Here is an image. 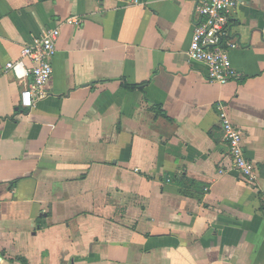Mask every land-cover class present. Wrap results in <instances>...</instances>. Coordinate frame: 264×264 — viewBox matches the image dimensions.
<instances>
[{"label":"crops","instance_id":"1","mask_svg":"<svg viewBox=\"0 0 264 264\" xmlns=\"http://www.w3.org/2000/svg\"><path fill=\"white\" fill-rule=\"evenodd\" d=\"M236 1L221 85L186 54L192 0H0V264H264V0ZM55 27L48 95L23 108L5 64Z\"/></svg>","mask_w":264,"mask_h":264},{"label":"built area","instance_id":"2","mask_svg":"<svg viewBox=\"0 0 264 264\" xmlns=\"http://www.w3.org/2000/svg\"><path fill=\"white\" fill-rule=\"evenodd\" d=\"M192 35L187 48V56L206 66V78L210 83L225 84L237 77L232 66L230 51L238 46L232 30L236 0H192ZM81 20L68 17L62 24L76 27ZM60 35L59 27L51 28L24 44L20 50V60L7 62L5 69L24 80L20 92V105L30 109L35 101L47 97L46 85L53 73L51 60L55 54V43ZM29 62V66L24 64ZM222 137L227 145L232 168L249 185L257 179V168L244 152L242 131L230 122L222 111L219 114Z\"/></svg>","mask_w":264,"mask_h":264},{"label":"trees","instance_id":"3","mask_svg":"<svg viewBox=\"0 0 264 264\" xmlns=\"http://www.w3.org/2000/svg\"><path fill=\"white\" fill-rule=\"evenodd\" d=\"M126 88H128V89H134V88H136V86L135 85H127V84H125L124 85ZM163 116H165L167 119H169L166 115H165V113L164 112H162L161 113ZM176 178H177V180L175 181V183H176V185L178 186V187H180L181 189L184 187V182L185 181H188L189 183H193L194 184V182L193 181H191V180H189V179H186L184 176H176ZM263 208H264V206H262ZM11 260H17V261H19L21 264H25V262L21 259V258H13V259H11Z\"/></svg>","mask_w":264,"mask_h":264}]
</instances>
